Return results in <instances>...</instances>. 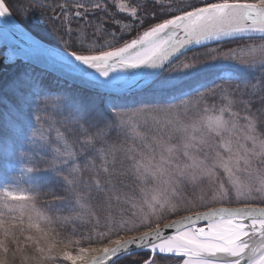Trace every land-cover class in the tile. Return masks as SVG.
<instances>
[{
  "label": "snow or ice",
  "instance_id": "snow-or-ice-1",
  "mask_svg": "<svg viewBox=\"0 0 264 264\" xmlns=\"http://www.w3.org/2000/svg\"><path fill=\"white\" fill-rule=\"evenodd\" d=\"M109 6L0 0V26L47 18L60 50L26 34L82 90L27 72L0 86L13 165L0 169V264H264V0H127L112 5L123 19ZM16 57L33 64L19 48L4 60ZM215 61L252 75L182 78ZM41 171L52 182L20 186Z\"/></svg>",
  "mask_w": 264,
  "mask_h": 264
},
{
  "label": "trees",
  "instance_id": "trees-1",
  "mask_svg": "<svg viewBox=\"0 0 264 264\" xmlns=\"http://www.w3.org/2000/svg\"><path fill=\"white\" fill-rule=\"evenodd\" d=\"M51 2V0H49ZM60 3H64L65 0H59ZM167 2V0H165ZM208 2H218V0H208ZM108 5V15H117L118 19H123V15L119 13L118 9L114 5L113 2L107 0ZM54 8H56L57 15L60 13V9L54 4ZM74 8V7H73ZM72 8V9H73ZM70 12H67L66 15L67 17ZM14 16L28 29L30 30L33 34L37 35L41 39L45 40L46 42L56 44L58 46L63 47L62 42L54 36L53 34L56 33L53 31L52 26L50 23H48L47 18L41 15V12L39 10H36L32 12L30 16H28L27 19L22 18L20 15L16 14L13 12ZM49 15H51V12H49ZM100 15H104L103 13H100ZM70 20V18H68ZM67 23V20L65 21ZM125 23L133 24V21L125 20ZM71 26V25H69ZM134 31L130 37H127V39L134 38L137 33L142 31V28H139L136 25H133ZM230 45L231 47L234 46ZM210 46L216 47L215 44H211ZM4 48H0V54H3L2 50ZM202 50L199 47L195 48L193 50ZM186 55L191 56L192 53L188 52ZM3 56V55H2ZM29 73L32 76L37 77L45 87H47L49 90L55 92L60 89H64L72 93L73 95H81L82 90L80 87L70 84L69 82H66L62 80L61 78L57 77L56 75L42 70L34 65H29L28 63L22 62L21 60H15L13 63H8L4 64L3 67H0V86H3L6 84L8 81L11 79L15 78L17 75L22 74V73ZM236 76H239L241 78H250L252 73L250 71H236ZM218 76H220V71H213L211 70H203L201 72H198L197 74H192L185 80H187L191 84H195L197 82L201 83H210L213 80H215ZM139 97L137 96H129L126 100L125 103H131L134 102L136 99ZM58 127V126H57ZM61 133H63V129H60ZM4 135V129L0 128V136ZM56 133L53 132V136H55ZM70 142V141H69ZM61 143H64L61 141ZM43 155V154H41ZM13 166L11 162L5 161L2 157H0V169H3L5 167H11ZM20 180V186L21 187H27V184L29 183H39L41 185H47L53 180V176L50 172L48 171H41L39 173L35 174H25L24 176L19 177ZM183 215V213H181Z\"/></svg>",
  "mask_w": 264,
  "mask_h": 264
},
{
  "label": "water",
  "instance_id": "water-1",
  "mask_svg": "<svg viewBox=\"0 0 264 264\" xmlns=\"http://www.w3.org/2000/svg\"><path fill=\"white\" fill-rule=\"evenodd\" d=\"M14 16V15H13ZM17 23L20 25V30L14 29L11 25H3L0 26V48H4V55L7 52H12L15 48H19L23 50V53H26L28 57H32L33 64L42 70L48 71L57 77L61 78L62 80L69 82L70 84L76 85L79 87L78 82L74 81L70 74L66 72V70L61 69L60 66L55 65L54 60L51 58L49 53L44 52L39 47H36L33 45V42L31 38L27 35L29 34L34 39L39 40L41 43H43L45 46L60 50L61 48L56 47L49 42H46L45 40L41 39L37 35L33 34L31 31H29L27 28H25L14 16ZM27 33V34H26ZM259 35V34H256ZM199 46H189V48L195 49ZM188 53V52H187ZM54 55V54H52ZM15 59L21 60L22 62L27 63L23 59L16 57ZM175 63V62H174ZM131 71V70H130ZM174 229H166L165 234H173Z\"/></svg>",
  "mask_w": 264,
  "mask_h": 264
},
{
  "label": "rangeland",
  "instance_id": "rangeland-1",
  "mask_svg": "<svg viewBox=\"0 0 264 264\" xmlns=\"http://www.w3.org/2000/svg\"><path fill=\"white\" fill-rule=\"evenodd\" d=\"M108 1H111L113 2V4H119L121 2H127V0H108ZM118 9V7H116ZM75 11V9L73 8L71 11H69L70 13L68 14V16H71V17H68L70 18V20L72 19V13ZM119 11V9H118ZM14 15V14H13ZM17 19V18H16ZM19 21V20H18ZM20 22V21H19ZM21 23V22H20ZM22 24V23H21ZM23 25V24H22ZM24 26V25H23ZM25 27V26H24ZM26 28V27H25ZM144 29H142L143 31ZM30 31V30H29ZM142 31H140L139 33H142ZM54 36H56L58 38V35L56 33L53 34ZM135 38V37H134ZM60 40V39H59ZM52 44V43H50ZM56 47H59V48H62L61 46H58L56 44H52ZM232 47H236V45L232 46ZM198 48V47H197ZM3 54H0V67H3L4 64H10V63H13L15 60L17 59H14V60H9V61H5L4 60V50H2ZM3 55V56H2ZM211 70L213 69V71H220V75L224 72H228V73H231L233 75L236 74V71L237 70H240V71H250L249 69L245 68L244 66L240 65V64H237L235 62H231V61H215V62H205L203 64H200L198 65L195 69H193L191 71V73L183 76L182 78L183 79H186L188 78L190 75H192L193 73L194 74H197L198 72H201L203 70Z\"/></svg>",
  "mask_w": 264,
  "mask_h": 264
}]
</instances>
